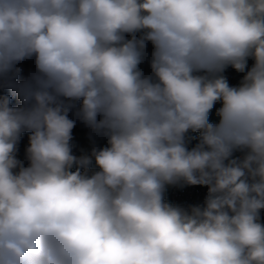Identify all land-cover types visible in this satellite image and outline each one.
I'll list each match as a JSON object with an SVG mask.
<instances>
[{
  "label": "clouds",
  "instance_id": "clouds-1",
  "mask_svg": "<svg viewBox=\"0 0 264 264\" xmlns=\"http://www.w3.org/2000/svg\"><path fill=\"white\" fill-rule=\"evenodd\" d=\"M262 213L264 0H0V264H264Z\"/></svg>",
  "mask_w": 264,
  "mask_h": 264
},
{
  "label": "built area",
  "instance_id": "built-area-1",
  "mask_svg": "<svg viewBox=\"0 0 264 264\" xmlns=\"http://www.w3.org/2000/svg\"><path fill=\"white\" fill-rule=\"evenodd\" d=\"M249 64H251V61ZM225 75L227 76L231 85H236L239 83L243 74L237 73L235 70L229 68L226 70ZM205 193L206 188L199 186L184 188L169 187L166 192V199L173 204L188 206L202 202Z\"/></svg>",
  "mask_w": 264,
  "mask_h": 264
},
{
  "label": "rangeland",
  "instance_id": "rangeland-1",
  "mask_svg": "<svg viewBox=\"0 0 264 264\" xmlns=\"http://www.w3.org/2000/svg\"><path fill=\"white\" fill-rule=\"evenodd\" d=\"M24 69L23 75L26 76L33 68V64L30 61H26L22 65ZM73 139L71 141L73 152L76 155L87 153L92 147V143L89 139V129L79 121H77L76 127L73 129ZM100 142L97 140V143ZM28 145V136L18 145V158L22 159L25 157V149Z\"/></svg>",
  "mask_w": 264,
  "mask_h": 264
},
{
  "label": "trees",
  "instance_id": "trees-1",
  "mask_svg": "<svg viewBox=\"0 0 264 264\" xmlns=\"http://www.w3.org/2000/svg\"><path fill=\"white\" fill-rule=\"evenodd\" d=\"M149 51H151V45H149ZM143 69H144V71L147 73L148 71H150V69H149V67H148V65L145 63L144 65H142L141 66ZM12 103H13V105H17L18 103H19V100L15 97V96H13V100H12ZM217 107H219V105L217 106ZM213 121H215L217 118L215 117V114H214V111H213V114H212V116L210 117ZM27 136H28V133H24L23 134V136L21 137V141H20V143L25 139V138H27ZM103 141H100V142H98V144L99 145H103ZM24 158H22V160H23ZM262 217H264V213H262Z\"/></svg>",
  "mask_w": 264,
  "mask_h": 264
}]
</instances>
